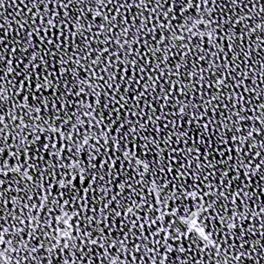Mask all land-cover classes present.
Masks as SVG:
<instances>
[{"label": "snow or ice", "instance_id": "obj_1", "mask_svg": "<svg viewBox=\"0 0 264 264\" xmlns=\"http://www.w3.org/2000/svg\"><path fill=\"white\" fill-rule=\"evenodd\" d=\"M0 264H264V0H0Z\"/></svg>", "mask_w": 264, "mask_h": 264}]
</instances>
